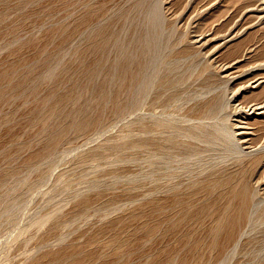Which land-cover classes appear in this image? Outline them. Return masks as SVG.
I'll return each instance as SVG.
<instances>
[{
  "label": "rangeland",
  "instance_id": "1",
  "mask_svg": "<svg viewBox=\"0 0 264 264\" xmlns=\"http://www.w3.org/2000/svg\"><path fill=\"white\" fill-rule=\"evenodd\" d=\"M18 1L22 2L23 0H0V172L2 171L3 173V174L0 173L1 176L0 177V264H37V263L42 264L41 263L42 261L43 264H50L53 263V261H50L52 260V257H50L49 255L46 256L44 255L46 258V259L44 258L45 260L42 259L43 257L42 258L40 257L41 259L39 258L38 262L37 261L34 262V260H33L34 263L31 262L32 259L35 258V254L43 255L44 254L43 252H47V250L54 251L52 250L53 248H55V250L62 248L60 247V245L61 246L64 245L63 247L64 248L66 247L67 249L71 246L75 247L76 249L78 247L79 250L78 249L76 250L74 248V251L79 252L80 247L84 245L83 244V241L85 240L84 236L86 237L88 234L90 236L95 237V239L98 240V242L101 241L100 239H103L104 242L106 237L110 238V236L111 235L114 236L115 233L116 234L118 233L119 235L121 234L124 235L126 234V231L130 229L133 230L135 227L139 225L138 221L140 222V218L137 219V225H136V219H133L135 213H137L136 215L143 214L140 217L146 216L147 213L148 208L146 206L144 207V205H146L145 203L146 195L142 194L144 189L143 187L144 180H146V178H144L145 177V163H143L144 155L139 154L138 156L140 157H138L136 153L134 154L133 147H130L131 144L129 145V143L131 142L130 131L129 129L128 130L126 129V126H123L127 122L130 123V121L134 119L135 114L133 115V113H131L132 115L127 116V118H125V120L123 119L121 122L120 121L114 122L110 118V116L112 117V115L109 113L110 111H107L108 115L106 113L104 114L103 118L99 117V121H102V123L98 121V123L95 125V128H92L94 127L92 126L90 129L89 128L86 129L85 132L84 131L78 132V130L74 129L76 130L77 132L76 133L75 131H73L74 127L73 128L70 127L71 128V129L69 128L70 134H68V131L66 130L67 132L64 134V136L61 137L60 140H58V144L50 143L51 145L53 144L54 148L51 146L52 149L48 148L50 144L47 141V139L50 136V133L48 131L51 130L52 128L54 129L55 124L57 125L59 121H64L63 118L65 119L67 118V120L65 121L69 122L71 120L69 118H73L72 114L75 113V112L73 113L74 110L77 112V110L80 111L81 109V111L83 112L85 111L89 115L95 116L96 113H97L96 115H98L97 112L98 105L96 104H98L99 99H95V98L99 97L98 95L99 91L95 92V89L98 90L97 86L99 83V78L101 77L99 74V66L111 67V69L114 70L115 61L112 60H115L114 57L116 56V54L114 52L115 46L113 45V43H110L107 48V52H106L107 55L105 54L106 56H103L102 52L98 47L99 40L95 34L97 29L100 28L101 24H103L106 27V29H111L113 25L115 27V24H117V22H115L117 21L118 18L117 15L120 13L121 9L125 8V7L121 8L120 4L121 3L127 4V0H24L23 3L21 2L19 3ZM169 1L171 0H168L167 3H169ZM177 1L180 2L178 3ZM190 1L191 0H184V1L176 0V3H174L175 0L174 2L172 0L170 3L174 4L175 6L173 7L172 5H170V3L169 5L171 6V9L176 8L175 10L178 12V14H176L175 10H173L174 12L173 15H179L182 13L183 14L181 19V21L183 20L182 22H184L186 18L187 19L185 20V22L186 21L188 22V19L192 17L193 19L192 18L191 19L193 22L189 23V25L190 24L193 25L195 24L194 22L200 21L202 25L203 24L205 25V27L202 29H204V31L206 30L209 31H207L206 35L204 34L205 42L202 49H199L200 51L201 50L202 51L196 53V51L194 52L191 49L192 51L190 50L191 52L187 53L189 56H186L185 54L186 60L184 59L185 58L184 55H177V58L179 56H180L179 58H181V56L183 57L179 59L178 62H176L177 58L174 57L176 55H173L174 53L171 52H173V49L175 51V49L180 47V45L184 42L181 41L180 42L181 44H179L177 39L178 37H176L175 35L174 36L171 35L174 34V32L172 33L167 29H165L168 31L165 32L166 35L168 34L167 36L163 34L161 35V37H158L159 41L157 42V44L161 43L158 46L160 47V51H162V52L159 51V53H161L160 57H163L162 59H160L159 62L161 64H165L164 58H166L168 53L170 58H168V60L166 58L167 60L166 65H168L166 66V68L168 69L169 67L170 70H172L170 72H173L174 69H178V68H179L178 70H180L181 72L185 71L183 73V76L179 75V74L182 75V73L178 72V70H175L176 72L174 71L175 73L173 72L174 74H172L174 76L178 75L181 82L180 83L178 82L179 80H177L178 78L177 77L175 83H173L172 86L173 88L172 87L171 88L174 89L180 85L179 87H181L184 91H182L181 88L179 87L177 88L180 94H178L176 99L172 102L173 104L171 106H168V109L166 110V115L179 118L183 114V109L180 108V104L184 105V103H186L185 101H188L194 92H195L194 95H196L197 91H200L202 89L205 90L204 88L206 87L207 88L211 87L212 90L211 94H214L215 92L216 93L223 92V90L226 88L225 85L227 82L222 81L224 83L223 85L221 80L226 79L228 77L227 76L228 74L235 75V77L231 79V81L227 86L228 88L227 93L224 91L225 95L226 96L228 95L227 96L228 98L229 96H233L229 100V104H231L230 105L231 109L229 107L228 109L224 110L225 111L224 113H227L228 111L230 118L227 121L228 123H233L232 129L235 131L237 136L239 137L242 136L245 139H250V140L252 139L251 140L252 142L256 141L260 138V135H262V133L264 132V107L257 106L253 110H248L247 108L244 107H242V109H239V106L242 105L246 101V99L249 100L254 96L255 97H258L260 95L261 97L264 96L263 95L264 91L262 90L264 89L263 88L264 65H262L261 67L257 66L260 63L259 61L261 60V58L264 59V45H263L264 38L262 39V36L264 37V31H262L264 29V16H263L264 13L263 11H259V10L247 11L248 14H246V17L244 16L245 18L242 19L243 21L241 20L240 24L237 27H234L231 30H229L230 31L229 32L227 30L228 26L227 24H225V21L228 20L227 18L228 12L229 11L231 12L234 8L238 7V5L241 3L240 0H211V1L208 0L210 3L207 0L205 1L197 0L199 3L196 0H192L191 2ZM184 2H187L188 4L187 3L185 4ZM194 2L196 3V5L193 6V4H195ZM101 4H103L105 7L100 6ZM182 4L187 6L186 9L185 6H183L185 11L181 7ZM201 5L206 6V8L202 7ZM209 5L211 6V8L209 7ZM235 5L237 6L235 7ZM191 6H192V10L195 11L197 10V11L196 12L192 11ZM90 7L94 9H91ZM100 7L102 10L99 9ZM200 7L201 10L198 9ZM218 7L220 8V12H218L219 11ZM229 7L230 10L228 9ZM118 8L120 9L117 10ZM203 8L204 10L206 9L207 10L201 14ZM222 8H224L226 12L229 10L227 12V15L222 14V13L226 14V12L223 11L224 9ZM90 9L93 11H91ZM95 9H99V12H96ZM189 9L191 12L194 13L191 14V12L188 11ZM214 11L218 13L215 14ZM89 13H92L94 15L91 14L90 15L91 18H89L87 22L86 21L84 22L83 20L81 22V19H83L84 14L88 15ZM195 13L196 14L198 13L200 17L198 16V14L196 15ZM208 14L211 15L209 16ZM185 15L186 16L191 15V16L186 17ZM195 15L197 18H194ZM237 15L234 16L235 18H233V20L239 18V16L237 17ZM260 15H262L263 17H261ZM257 17L259 20H257ZM208 18L209 19L212 18L213 20L211 19L209 20ZM214 19L216 22L214 21ZM163 21L165 23V20ZM189 21L191 20L189 19ZM209 21H211L210 26H209L210 24ZM108 23H110L111 26ZM147 23L149 24L148 21ZM192 25H190L191 27L189 26V28L192 29V27L195 26ZM157 26H159V22ZM243 26H245L244 29L242 28ZM223 28H225L226 30ZM236 29H238L239 32ZM261 34L263 35L261 36ZM93 35L95 36L93 37ZM251 36L254 37L252 38ZM208 37L212 39L210 40ZM165 38H169V41H167L168 39L166 40ZM249 40L251 43L248 42ZM164 41L166 42L165 44H167V47H165L166 45H164L163 43ZM172 41L175 43H173ZM176 41L179 46L176 44ZM253 41L255 46L252 44ZM168 42L169 44L170 42L172 44L168 45ZM241 43H243L244 45L243 44L241 45ZM139 44L137 45L140 49ZM235 44H237L238 46ZM172 45L173 46L176 45L177 48L176 46L173 47ZM262 45L263 48L261 47ZM170 46L173 48L171 49ZM143 47L144 50H146L145 47L147 46L143 45ZM168 47L169 49L167 50ZM255 47H257L260 51H258V49ZM164 48L166 50H164ZM207 48H209L208 51L206 50ZM233 49L236 50L235 51L236 53L234 52ZM246 49L249 51H247ZM203 50L205 52L207 51L206 52L207 55ZM230 51L233 52L235 55L232 54ZM248 52L251 53L249 54ZM260 52L262 53L260 54ZM141 53L139 52V55ZM245 53L248 55L245 56ZM239 54L241 55L242 59L240 58ZM160 57L158 56V58H155L156 61L155 59H152V61L154 60L152 64H154L155 62L156 64L159 65L157 59H159ZM172 57H174V59ZM198 57H200V59ZM101 58L103 59L102 60L103 62L105 61V64L101 63ZM197 58L201 62L197 61ZM205 58H207L208 60L212 59L213 61L210 60L211 63L214 62L213 65L210 68L208 67L209 69L207 68L206 70L203 69V64H204L203 60L205 61L207 60ZM182 59H184V61ZM226 59H228V64L230 63V66L224 63ZM230 59H233V62H230L232 61ZM222 60H224L223 61L224 65L222 64ZM257 60H258V64H257ZM170 61L172 62V64L170 63ZM112 62H114V64ZM261 62L264 63L263 60H261ZM177 63H179V67H177ZM190 64H192V67ZM254 64L256 65L254 66ZM215 65L217 66V68L215 67ZM163 66L165 67V65ZM174 66H176V68ZM181 66L183 67L182 68L183 70H181L180 68ZM184 67L185 68L188 67L186 68L188 70L186 71ZM240 69L242 70L243 73L239 71ZM189 70L191 71L192 74L189 72ZM197 70H199V72H197ZM203 70L208 75H210V77H212L211 79L215 80V82L212 81L211 79L206 80V77L208 75L204 73ZM155 71L156 68L152 71L153 72L152 75H154ZM234 71L237 73H235ZM28 72L30 73V75ZM209 72L211 74H209ZM255 72L258 73V76H256L257 74H255ZM25 73H28L27 77ZM88 73H94L92 78L88 79L89 77L87 75ZM115 73L116 70H114L113 74ZM188 74H190L191 76L190 75L188 76ZM221 74L223 77L221 76ZM253 75H255L256 77L254 78ZM24 76L25 78L23 79ZM199 77L201 78V80ZM195 78L196 79L198 78L199 80L198 79L195 80ZM249 79L250 81L248 83ZM193 80L194 82H192ZM218 80L220 84L217 83ZM199 81L201 82V85H199L200 84ZM211 81L214 83H212ZM243 81L246 83H244ZM235 85L236 87H234ZM221 86L223 87V89ZM230 86H232L233 88ZM238 86L241 88H238ZM194 87H196V89ZM231 89L233 92L231 91ZM181 91L186 94L181 93ZM93 92H95V95ZM253 92L255 93L253 94ZM245 93L247 95L243 96V94ZM182 94L185 96H183ZM187 94H189L190 97H188ZM65 95L66 96L68 95L66 100L63 97ZM60 97L64 99H62L61 101ZM68 97H70V99H68ZM74 97L76 100L72 101ZM187 97L188 99H186ZM145 98L146 101L144 102ZM145 98L141 100L142 103L141 110H138L139 112L136 110L138 113L141 112L143 114L145 111L146 112L149 111V109L147 108L144 109V106L147 107L149 102L151 103L152 100H150V98L148 97ZM147 99L149 102L147 101ZM190 100L191 101H189L188 104L194 103L193 98H191ZM57 101L60 104L57 103ZM74 101L75 102L78 101L79 103L78 102L77 103L81 104L80 106L82 107L80 108V106L77 103H74ZM225 103H226L225 101L222 102V107ZM57 104L61 106L59 107V105ZM52 105L54 106L56 105L58 107V110H56L53 113V115L49 117L50 119L48 118L49 119L47 123L48 125H46L45 122H47V120L45 122H42L40 121V119L42 118L41 117L42 115L45 116V113L46 115L51 113L50 111L52 109L51 107ZM88 106H89V110L87 108ZM234 106H236L238 110L231 113ZM74 108H77V110ZM161 108H162L161 106L157 107L158 110H161ZM60 110L62 113H60ZM222 110L223 108L221 109V112H219L222 113L218 115L219 118L222 115L224 117L226 116V114L224 115ZM45 111H49V112H45ZM70 111H72V113H70ZM66 113L68 114V116ZM69 114H71V116ZM77 114L80 115L79 112ZM55 115H57V117L60 118L57 123L55 121H57L58 118ZM39 116L41 117L40 119L37 118ZM54 116L57 119L55 121H54L55 119ZM143 117L146 116L143 115ZM106 118L109 121L106 120ZM219 118L218 120L219 121L221 120L220 122L225 121L224 118L221 119ZM107 121L109 122V124L106 123ZM49 122L52 123L50 124ZM52 124L54 125V127ZM101 124H103L104 126ZM47 126H49L51 129H49V127L47 128ZM42 127L44 129H42ZM47 129L49 130L46 131ZM91 129L92 130L94 129V132H92ZM70 130L73 132H71ZM45 131L49 133V136ZM95 131L96 132L98 131V133H96ZM82 132L86 136L82 134ZM46 134L48 137L46 136ZM77 136L78 138H76ZM126 143L131 149L128 146L127 147L125 146L127 145ZM44 144H46L47 147ZM111 144H113V146ZM121 144L122 145L124 144V146H122ZM114 146L116 147L118 146V148ZM110 147L111 149L113 148L114 151H112L113 149L111 150ZM115 148L119 149V151L118 150L116 151ZM131 150L133 151L132 157L130 156L132 153ZM100 152L103 155L102 157ZM122 154L125 155L123 158H121ZM117 155L121 156V157L119 156L120 159L117 157ZM135 155L137 158H142L141 164L139 161L140 159H136L134 157ZM134 159L137 161H135ZM134 163H136L137 165ZM221 163L223 164L224 162ZM221 163L219 165H222ZM124 166H126V168ZM135 166L137 168L139 166L138 169L136 168L137 171L135 169ZM122 167H124L125 169ZM8 168L9 169L11 168L12 171L14 172L11 173V170H9L8 172ZM112 169H114V172ZM138 171L140 173H137ZM133 172L137 173L136 175H138V177L140 175L139 178L140 180ZM4 174H6L5 177H2L4 176ZM141 174L144 175L143 176L144 180L141 177ZM134 175L135 177H137L136 179H138L139 181L135 179ZM139 183L143 185L141 186ZM133 185H135L138 188L141 187L142 191L141 189H139L140 193L134 195L133 193H136L135 191H138V188H136L135 186L133 187ZM130 187L132 190L130 189ZM128 190L131 193L126 192ZM98 191H101V193ZM87 194L88 195L90 194L92 197L95 194V196L93 198L90 196L89 198ZM96 194L99 195L97 196ZM114 194L116 197L113 196ZM133 196L136 197L133 198ZM137 197L142 199L145 197L144 198L145 200L143 199L144 203L142 202V199L140 200ZM85 198L86 200L85 202H83L84 200L82 199ZM78 201H81L80 203L83 206L79 204ZM139 202L143 203L144 205L143 204L140 205ZM77 204L82 206L83 209L82 207H79V205L77 207ZM139 206L140 209L138 208ZM78 208H80L81 210ZM143 210H146V212ZM132 212L135 213L133 214ZM127 213L128 215H126ZM125 216L126 218H124ZM119 218L121 220H119ZM127 218H131V219L127 220ZM112 222L115 223L112 224L113 226L110 225ZM130 222H133L131 223V226H130ZM124 223L128 224L129 226ZM123 224L126 226H123ZM197 224L200 225V223ZM199 225H196V223H191L190 227L191 229L194 228L192 229V231L193 230L196 231V229L201 228V226L197 228V226ZM100 226L102 227L100 228ZM117 226L121 228H118ZM115 228L118 229L114 230ZM97 229L98 230L100 229L102 231L100 230L98 231ZM161 229L163 230V228ZM95 230H97L99 234L101 233L100 236L98 234H95L97 233V231ZM119 230L120 233L117 232ZM161 232L163 231L160 230L157 236H160ZM165 232H166L165 240L163 241L164 243L162 242V246L164 247L166 246L167 249L170 248L173 249L174 246L176 245L175 243L176 233H173L172 235V233L169 234V232L167 231ZM161 234H164V232ZM168 234L171 236H169ZM103 235L105 236L103 237ZM87 238L88 236L86 237V239ZM169 238L172 239V241H170ZM76 241H80V242H78V244H74L77 243ZM103 242L101 241L100 243H98L101 246L97 247L96 254L97 253L98 254L95 256V258L92 259L95 263L92 260H90L88 264L91 263V261L94 264H105L106 262H108L106 264H113L114 262L116 263L117 260H118L117 264H146L147 261H149L148 260L149 256L150 257L152 256L151 253L155 257L154 254L156 253L157 250L154 249H158L159 247L158 244L161 245V243L157 242L156 245L154 244L155 247L153 246L154 247L153 249V247L151 248L149 246L150 240H145V242L144 240L142 242L131 241L132 244L129 245L130 247L128 246L129 250L128 248H126V250L123 252V254L119 256L120 258L118 257L119 258L118 259L117 257L112 256L111 254L112 251L111 249H109L110 244L105 245V243ZM169 242L170 243L174 242V243L170 244ZM67 244H70L71 246L68 245L69 247H67L66 246ZM79 244L82 245L80 246ZM87 245L85 244L86 247V248L84 247L85 249L83 247L82 248L84 250H87L89 247H91L88 246L87 248ZM96 245L97 244H95V247ZM93 246L94 245H92V249ZM104 246L108 248H105ZM72 247L69 248V250L71 249L70 251L65 249L66 252L67 251L73 252ZM103 247L105 248V250L103 249ZM178 248L179 247H177V249ZM99 251L103 255L100 254ZM104 251H106L107 254L108 253L111 254V255L109 254L108 257L106 256L108 260H105L106 258L104 255L107 254H104L103 253ZM33 253L34 255H32ZM125 253L126 255L128 254L127 255L128 258L125 256ZM162 255L161 257L164 259L165 254L162 253ZM174 255L177 256V252ZM174 255L173 257H175ZM27 256H29V258ZM30 256L31 257L33 256L34 258L30 259ZM109 256H112L111 258L112 259L115 258V260L114 259L110 260L111 258ZM153 256L151 257L150 262L154 263L155 259H153ZM96 257L99 258V260L101 261H103L104 259L105 263H102L101 261L98 262V259ZM45 261L47 262L45 263ZM220 261H222L221 264H225V263L228 264V250L226 252V255L219 258L218 262L216 263L220 264Z\"/></svg>",
  "mask_w": 264,
  "mask_h": 264
},
{
  "label": "bare ground",
  "instance_id": "2",
  "mask_svg": "<svg viewBox=\"0 0 264 264\" xmlns=\"http://www.w3.org/2000/svg\"><path fill=\"white\" fill-rule=\"evenodd\" d=\"M23 1L22 2L18 1V2L23 3ZM167 1L168 0H127V4H125V3L122 4L120 2L121 3L120 7L121 8L125 7V8L121 9L120 13L117 15L118 18L116 17L117 21H115V22H117V24H115V27L113 25V27H114V28L112 27L113 29L112 28L106 29V27L103 24H101L103 26L100 25V28H98L100 30L97 29L96 34H95L99 40L98 47H99L100 51L102 52V55L106 56L107 55L106 52H107V48H108L109 44L113 43V45L115 46L114 52H115L116 56L114 57L115 60H112V61H115V64H114V62H112V63L115 65L114 70H116V73L113 74L114 70L111 69V67H107V66L100 67L99 66V74L101 77L99 78V83L97 86L98 90L95 89V92L99 91V94H98L99 97L95 98V99H99L98 104H96V105H98V107H97L98 110L96 109L98 112V115H96L97 114L96 113L95 116H93V115L87 114L85 111L84 112L81 111V109H80L82 107V106H80L81 104H78L79 103L78 101H76V102L74 101V103L78 102L77 104L80 106L79 109L81 111V114H80V111L77 110L78 107L74 108L77 110V112L73 109L74 110V111L72 110L73 113L75 112L77 114L79 112L80 115L77 114L78 115L77 116L75 113H74L75 115L72 114L73 118H69V119H71L69 122L65 121V120H67V118L65 119L63 117L62 118L65 122L59 121L60 118H58L57 115H55L58 118V120L54 116L55 117L54 121L57 120L55 122L56 123L58 121L59 122L57 125L55 124V127L52 124L54 127V129L52 128L53 130L49 126H47V128L49 127V129L52 130V131L49 129L46 130V131L49 130L48 132L50 133V136H49V133L45 131L49 136L47 141L49 142V144L50 143H53V144L57 143L58 144V140H60V138L63 137L67 131H68V134H70L69 133L70 127H72V128L74 127L73 131H75V132H76V130H78V132L79 131L85 132L86 129H88V128L90 129L92 126H94L92 128H95V125L99 121V117L103 118L104 114H106V113L108 115L107 111H110L109 113L112 115V117L110 116V118L114 122H118V121L121 122L123 119L125 120V118H127V116L132 115L131 113H133V115L135 114L134 119L131 120L130 123L127 122L123 126H126V129L127 130L129 129V131H130L131 142L130 141H128V142H130L129 145L131 144L130 147H133L134 154L136 153L137 156L139 154L144 155V157L143 156L142 157L144 159L143 163H145V177L144 178H146V180H144V178H143L144 175L141 174V177L144 180V186H143L144 189H143V193L142 192L141 193L146 195V198L144 197L146 200L143 198L145 200L146 205L143 204L144 203L143 199L139 198L140 195L137 198H139L140 200L142 199L143 203L139 202L140 205L143 204L144 207L146 206L148 209H147L146 216H143V217H140L143 214L142 215H139V214L136 215L137 213L134 212L135 213L134 214L132 212L134 214L133 219H136V225H137V219L140 218V222L138 221L139 225L137 227H135L133 230L132 229L128 230L127 228L129 225L124 223V224L128 225L126 228L128 231L125 230L126 234L119 235L118 233L117 234L115 233L114 236L111 235L112 237L109 234L110 238L106 237L107 239L105 238L104 242H103V239H100L103 243H105V245L110 244V246L109 245L108 246L110 247L109 249H111V251H112L111 254L113 257L118 258L121 254H123V252L126 250V248H128V250H129V247H130L129 245L132 244L131 241L132 242L133 241L142 242L144 240V242H145V240H150L149 246L151 248L154 246V244L156 245L157 242L161 243V245L158 244V246H159L158 249H154L155 246L153 247L154 250H157L156 253L154 254L155 257L151 253V255L153 256V259H155L154 263L150 262V259L152 256L151 257L149 256V259H148L149 261H147L146 264H218L216 262H218L219 258L226 255L227 250H228V264H264V252H263L264 251V132L262 133V135H260V138L258 137L259 138L258 140L252 142L251 141L252 139L250 140V139H245L242 136L241 137L237 136L235 131L232 129L233 123H228L227 120L230 118V115H229L228 111H227V113H224L225 112L224 110L228 109L229 107L231 109V106H230L231 104H229V100L233 96H229V98H228L227 97L228 95L226 96L225 92L227 93V90H228L227 86H228L229 82L231 81V79H233L235 77V75H231V74L227 75L228 77L226 79H224L225 81L221 80V82L222 81L227 82L225 85L226 88L223 90V92L225 91L224 93L223 92H217V93L215 92L214 94H211V91H212L211 87L204 88V86H205L204 85L203 88L205 90L202 89L200 91H197L196 95H194L195 92L194 93L192 92L194 95V96L191 95V98H193V100H194V103H191L192 105L188 104L189 101H191L190 100L191 98L188 101H185L186 103H184V105H186V106L178 103V104H180V108L183 109L182 116H180L179 118H175L173 116L166 115V110L168 109V106H171L173 104L172 102L176 99L178 94H180V92L177 89L180 85L179 86L177 85L178 86L177 88L172 89L173 83H175L176 78L178 77L177 74H176L177 76H174L172 74H174L176 72L175 70H178L179 68L178 69L172 68L175 71V72L173 71L174 73L170 72L172 70H170L169 67H168V69L166 68V66H168V65H166V62H167L168 58H170L167 52H166L167 56H168V57L166 56L167 60H166V58H164L165 64H161L159 62L160 59H162L163 57H160L161 53H159L160 47L158 45H160L161 43L157 44V42L159 41L158 37H161V35L165 34V32L168 30V31H171L172 33L174 32V34H171V35H173V36L175 35L176 37H178L177 39H178L179 44H181L180 43L181 41L184 42L178 48L176 45H174V46L172 45L173 47L176 46V48H177V49H175V51L173 49V52H171V49L173 47L170 46V48H171L170 52L174 53L173 55H176L174 57L177 58V55H184L185 56V54H186V56H189L187 53L191 52L192 50L194 52L196 51V53L201 52L202 50L200 51L199 49H202L204 42H205L204 37H205L207 31H209V30L204 31V29H202L205 27V25L204 24L202 25L200 23V21L194 22L195 24H193V25H195V26L190 24L193 26L192 27L193 30L191 28H189V26H190L189 23L193 22L192 21L193 18L192 17H191L192 19L189 18L191 21H189V19H188V22L186 21L187 23L185 22V20L187 18L184 20V22H182L183 20L181 21V19H182L183 14L181 12H179L181 14L173 15L174 14L173 10H175L176 8L171 9L170 5H172L173 7L175 5L170 3L172 0L169 1L170 5H169V3H167ZM209 1H211V0H209ZM173 2H174V0H173ZM177 2L179 3L180 1H177ZM208 2H207V4H208ZM240 2L241 3L238 5V7H236L237 5H235L236 8H234L231 12L229 11L230 7L228 8L229 9L228 11L230 13L227 11L228 17L227 16L226 17L228 18V20L225 21V24H227V26H228V28H227L228 31L234 27H237L240 24V21L246 17V14H248L247 11L259 10V11H263V13H264V0H240ZM174 3H176V0ZM184 3L186 4L187 2H184ZM183 4L181 7L183 8V6H185V9H186L187 6L183 5ZM194 5H196V3L193 4V6ZM211 5H214V4H211ZM100 6H104V5L101 4ZM224 6H226V5H224ZM202 7L206 8V6H202ZM209 7L211 8L210 5H209ZM94 8H91V9H94ZM204 8H203V11L201 12V14L207 10V9L204 10ZM99 9L102 10L101 7ZM99 9H95L96 12H99ZM119 9L120 8H118L117 10H119ZM198 9L201 10V7ZM222 9H224V8H222ZM88 10H89V8H88ZM183 10H184V8H183ZM191 10H192V6H191ZM91 11H93V10H91ZM188 11H190V9ZM192 11H195V10H192ZM217 11H218V9H217ZM223 11L226 12L225 9ZM175 12H176V14H178V12L176 10H175ZM212 12H213V10H212ZM218 12H220V8H219ZM218 12L214 11L215 14H217ZM227 12L225 14V13H222V11H221V13L224 15H227ZM193 13L194 12H191V14H193ZM91 14L92 13H89L88 15L84 14V17L82 16L83 19H81V22H82V20L84 22L85 21L87 22L88 19L91 18V16H90ZM237 14H239V15H237ZM92 15H94V14H92ZM196 15L194 18H197ZM235 15H237V17L239 16V18H236L235 20H233V18H235L234 17ZM175 16H177V17H175ZM188 16H186V17H188ZM198 16H199V14H198ZM219 16H218V18H219ZM260 16L263 17L264 15L263 16L260 15ZM258 17H257V20H259ZM205 19H206V17H205ZM208 19H207V21H208ZM210 19L213 20L212 18H210ZM215 19H214V21H215ZM163 20H165V23ZM147 21L149 22V24L147 23ZM158 22H159V26H157ZM209 22H210V24H209V26H210L211 21H209ZM106 23H104V24H106ZM221 23H223V22H221ZM259 23H260V21H259ZM108 24L110 25V23H108ZM147 24L149 27L147 26ZM253 24H251V25H253ZM258 24H257V26H258ZM242 25H243V23H242ZM110 26H109V28H110ZM207 26H206V28H207ZM244 27L245 26H243L242 28L244 29ZM165 29H167V30H165ZM223 29H225V28H223ZM236 30L239 32L238 29H236ZM236 30H235V32H236ZM258 31H259V29H258ZM262 31H264V29ZM178 34H179V36H178ZM95 35H93V37ZM262 35L263 34H261V36ZM200 37H202V38H200ZM251 37L253 38L254 36H251ZM203 38H204V40H203ZM263 38L264 37L262 36V39ZM165 39L166 40L168 39L167 41H169V38H165ZM177 39H175V40H177ZM209 39L211 40L212 38H209ZM208 40H206V41H208ZM246 40H248V39H246ZM139 41H140V44H139ZM248 42H250V40ZM163 43H164V45H166L165 47H167V44H165L166 42L164 41ZM173 43H175V42H173ZM178 43L176 41L177 45H178ZM239 43H240V41H239ZM137 44L140 45V49H139ZM171 44H172L171 42H170V44L168 42V45H171ZM242 44L243 43H241V45ZM252 44L254 45V41ZM143 45L147 46V47H145L146 50H144ZM235 45H237V44H235ZM263 45L261 46L262 48H263ZM246 46H248V45H246ZM162 47H163V45H162ZM255 48H257V47H255ZM168 49H169V47L167 48V50ZM242 49H244V48H242ZM111 50H113V49H111ZM164 50H166V49L164 48ZM206 50L208 51L209 48H207ZM157 51L159 54L157 53ZM235 51L236 50H234V52ZM247 51H249V50H247ZM258 51H260V50L258 49ZM262 51H263V49H262ZM139 52L140 53L142 52V53L139 55ZM160 52H162V51H160ZM231 53L234 54L233 52H231ZM261 53L262 52H260V54ZM227 54H228V52H227ZM253 54H255V53H253ZM164 55H166V54H164ZM198 55H199V53H198ZM206 55H207V53H206ZM246 55H248V54L245 53V56ZM158 56L160 57L159 59H157L159 65L156 64L155 62H154V64H152V62L154 61V60L152 61V59L158 58ZM186 56L184 58L185 60H186ZM174 57H172V58L174 59ZM179 57L177 58V60L175 59L176 62H178L179 59L183 58L182 56H181V58H179ZM192 58H193V55H192ZM198 58L200 59V57H198ZM198 58H197V61H199ZM218 58H220V57H218ZM240 58H241V55H240ZM104 59H105V57H104ZM184 59H182V60L184 61ZM205 59H207V58H205ZM235 59H236V57H235ZM102 60L103 59L101 58V63L105 64L106 59L104 62ZM175 60H172V61H175ZM210 60H212V59H210ZM210 60H208V59L206 61L203 60L204 61L203 62L204 63L203 69L206 70L208 67L210 68L213 65L214 62L211 63ZM230 60H232L230 62H233V59H230ZM258 60H259V58H258ZM258 60H257V64H258ZM261 60L264 61V59H262V58H261ZM261 60L259 61L260 63L257 66L261 67L262 65H264V63H262ZM155 61H156V59H155ZM223 61L224 60H222V64H223ZM176 62H174V63H176ZM186 62H188V61H186ZM199 62H201V61H199ZM101 63H100V65H101ZM170 63L172 64L171 61H170ZM179 63H177V67H179ZM224 63L228 64V59H226V61ZM106 65H107V63H106ZM163 65H165V67ZM182 65H184V64H182ZM190 65L192 67V64H190ZM228 65L230 66V63ZM255 65L256 64H254V66ZM108 66H109V63H108ZM174 67L176 68V66H174ZM215 67L217 68L216 65H215ZM155 68H156V71H155L154 75H152V73H153L152 71ZM180 68H181V70H183L182 66ZM186 68H188V67H186ZM186 68L184 67V69L187 71L188 69H186ZM189 68H190V66H189ZM199 68H201V67H199ZM249 69H250V67H249ZM190 70H189V72L191 73ZM239 71L242 72L241 69ZM178 72L182 73V75L179 74L180 76H183V73L185 71L181 72L180 70H178ZM197 72H199V70H197ZM212 72H214V71H212ZM244 72H245V69H244ZM28 73H25L26 77H27ZM204 73H206V72L204 71ZM235 73H237V72H235ZM209 74H211V73L209 72ZM225 74H227V73H225ZM255 74H257L256 76H258L257 72H255ZM29 75H30V73H29ZM87 75L89 76V77L87 76L89 79V78H92L94 73H88ZM114 75H115V77H114ZM186 75H187V72H186ZM189 75L190 74H188V76ZM229 75H231V76H229ZM201 76H203V75H201ZM221 76H222V74H221ZM253 76H254V78L256 77L255 75H253ZM87 77H85V78H87ZM184 77H185V75H184ZM236 77H238V76H236ZM24 78H25V76L23 77V79ZM211 78L212 77H210V75H208L206 77V80H210ZM112 79H113V82H112ZM197 79L195 78V80H197ZM204 79H205V77H204ZM177 80H179L178 81L179 83L181 82L179 77L177 78ZM200 80H201V78H200ZM212 81L215 82V80H212ZM249 81H250V79L248 80V83H249ZM192 82H194V80ZM214 82H212V83H214ZM111 83H112V85H111ZM217 83L220 84L219 80ZM222 83H221V85H222ZM244 83H246V82H244ZM176 84H177V82H176ZM176 84H175V86H176ZM199 85H201V82ZM223 85H224V83H223ZM243 85H245V84H243ZM232 86H230V87H232ZM234 87H236V85ZM179 88H181V87H179ZM194 88L196 89V87H194ZM238 88H241V87L238 86ZM263 88H264V86H263ZM195 89H194V91H195ZM222 89H223V87H222ZM181 90L184 91L182 88H181ZM236 90H238V89H236ZM262 90L264 91V89H262ZM182 91H181V93L186 94ZM231 91H232V89H231ZM235 91H234V94H235ZM95 92H93L94 95H95ZM254 93L255 92H253V94ZM189 94H190V92H189ZM189 94H187L188 97H190ZM209 94H211V95H209ZM182 95H181V97H182ZM245 95H247V94L246 93L243 94V96H245ZM257 95H258V93H257ZM67 96L66 95L63 96L65 98V100H66ZM183 96H185V95H183ZM70 97H68V99H70ZM145 97L150 98V100H152V102L150 103L147 99L149 104L147 105V107L144 106V109L147 108V109H149V111H147V112L145 111L146 113L144 112L143 114L140 112L141 113L140 114V113H138L139 112L138 110H141V104H142L141 100ZM188 97L186 99H188ZM64 98L60 97L61 101ZM60 99H59V101H60ZM242 99H243V97H242ZM73 100H76L75 97H74V99H72V101ZM177 100H176V102H177ZM91 101H92V99H91ZM145 101H146V98L144 99V102ZM223 101H225L226 103L222 107ZM57 103H59V102L57 101ZM86 103H88V102H86ZM59 104H57V105H59ZM227 105H228V107H227ZM53 106L54 105L51 106L52 107V109L50 111L51 113H49V114L47 113L48 115H46L45 112H49V111H45L44 112L45 116L40 115L42 118L40 116L37 117L39 119L41 118L40 121H42V122H45L47 120V122H45L46 125H48L47 123H48V120L50 119L49 117L52 116L56 110H58V107L56 105L54 107ZM60 106L61 105H59V107ZM159 106L162 107L161 110L157 109V107H159ZM257 106L264 107V96L261 97V95H260L258 97L254 96L249 100L246 99V101L242 105L239 106V109H242V107H244V108H247L248 110H253ZM84 107H86V106H84ZM139 107H140V109H139ZM87 108L89 110V106ZM222 108H223L222 111H223L224 115L226 114V116H225L226 118L223 115L220 116V118L218 116L219 114H222V113H219V112H221ZM237 110H238V108H236V106H234L231 113H233ZM72 111H70V113H72ZM60 113H62L61 110H60ZM69 115L71 116V114H69ZM143 115H145L146 117H143ZM67 116H68V114H67ZM218 118L219 119L224 118L225 121L220 122L221 120L219 121ZM39 119H37V120H39ZM101 120H103V119H101ZM106 120H108V119L106 118ZM108 121L106 122L107 124H109ZM226 121H227V123H226ZM99 122L102 123V121H99ZM49 123L51 124L52 122H49ZM103 124H101V125H103ZM127 127H129V128H127ZM42 129H44V128L42 127ZM74 129H76V130H74ZM73 131H71V132H73ZM92 132H94V129L92 130ZM99 132H100V129H99ZM96 133H98V131ZM47 134H46V136H47ZM82 134H84V133L82 132ZM78 136L76 138H78ZM124 142H125V140H124ZM124 142H121V143H124ZM53 144L52 145L50 144L48 146V148L52 149ZM44 145H46V144H44ZM111 145L113 146V144H111ZM114 145H115V143H114ZM122 146H124V144ZM125 146L127 147L128 144ZM46 147H47V145H46ZM111 147H110V149H111ZM114 147H116V146H114ZM116 148H118V146ZM117 150L119 151V149H116V151ZM112 151H114V149ZM132 154H133V151L130 155L131 157H132ZM102 156L103 155L101 153V157ZM105 156H106V154H105ZM119 156L117 155L118 158H119ZM124 156L125 155L122 154V157L121 156L120 157L123 158ZM134 157L136 159H140L139 160L140 164L142 163L141 162L142 158H137L136 155ZM138 157H140V156H138ZM135 161H137V160H135ZM221 162H224V163L222 164ZM220 163L222 165H219ZM134 164H136V163H134ZM124 167L126 168V166H124ZM124 167H122V168H124ZM136 168L137 167L135 166V169ZM138 168H139V166H138ZM137 169H136V171H137ZM9 170H11V173L14 172V171H12L11 168L10 169L8 168V172H9ZM112 170L114 172V169H112ZM115 171H116V169H115ZM6 172H7V169H6ZM0 173H2V171ZM137 173H140V172L138 171ZM137 173H134V174L136 175ZM6 174H4V176H2V177H5ZM135 175H134V177H135ZM136 176L138 177V175H136ZM137 177H135V179ZM95 178H97V177H95ZM139 178H140V175H139L138 179ZM138 179H136V180H138ZM139 184L141 185V183H139ZM134 186L135 185H133V187ZM136 188H138V187H136ZM130 189H131V187H130ZM139 189H141V187L138 188V191H135L136 193H133V194L134 195L139 194L140 193ZM141 191H142V189H141ZM98 192L101 193V191H98ZM126 192L131 193L129 190ZM87 196H89V198H90L91 195L87 194ZM94 196H95V194H94ZM113 196L116 197L115 194ZM135 197L133 196V198H135ZM139 199H137V200H139ZM82 200H84L83 202H85L86 198L82 199ZM78 202H79V204H81L80 203L81 201H78ZM79 204H77V207ZM83 204H85V203H83ZM82 206L79 205V207H82ZM138 208L140 209V206ZM78 209H80V208H78ZM82 209H83V207H82ZM144 209H146V208H144ZM143 211L146 212V210H143ZM126 215H128V213ZM122 216H121V219H122ZM124 218H126V216ZM121 219L119 218V220H121ZM128 219L130 220L131 218H127V220ZM109 221H111V220H109ZM115 221H117V220H115ZM131 223H133V222H130V226H131ZM191 223H196V225H199L197 223H200V225L197 226V228L200 226H201V228H198L199 230L196 229V231H194V230L192 231V229H194V228L191 229V227H190ZM201 223H203V224H201ZM204 223H206V224H204ZM112 224H115V223L112 222L110 225H112ZM124 224H123V226H126ZM101 227L102 226H100V228ZM118 228H121V227H118ZM129 228H131V227H129ZM161 228H163V230ZM117 229L115 228L114 230H117ZM97 230H95V231H97ZM160 230L163 231L164 234H161V233H163V232H161L160 236H157V234ZM98 231L95 234H98L100 236L101 233L99 234ZM100 231H102V230H100ZM165 231L169 232V234L172 233V235H173V233H176V242H175L176 245L174 246L173 249H171V248L167 249L166 246L165 247L162 246V242L165 240V233H166ZM117 232L120 233V230ZM95 234H94V236H95ZM87 236H88V238L86 239ZM87 236L86 237L84 236L85 240L83 239L84 245L82 247L84 248L85 244L86 245L88 244L87 248H88V246H91V247H89L91 249L88 248L87 250H84L86 247L83 249L82 247H80L82 244H79L80 245L79 246L80 251L76 252V251H74L75 247H72L70 244H67L66 246L67 247L71 246L72 250H73V252H68L71 250V249L69 250V248H71V247H69L67 249L66 247L65 248L63 247L64 245L63 246L60 245V247H62V248H59L56 250H55V248H53L52 250H54V251H48L46 249L47 252H43L44 251L43 250L41 252H43L44 254L43 255H40V254L36 255L35 254V258L33 256L32 257L30 256V259L34 258V259H32L31 263H34L35 261L38 262V259L40 257L41 258L43 257L42 259L45 260L46 259L45 256L49 255L50 257H52V260H50V261H53V263H50V264H88V262L90 260H92L93 258H95V256L98 254V253L96 254L97 247L101 246L100 244H98L101 241L99 240L100 242H98V240H96L95 237L90 236L89 234ZM104 236L105 235H103V237ZM169 236H171V235H169ZM49 237H52V236H49ZM173 239H175V238H173ZM169 240L172 241V239H170V238H169ZM76 242L77 243H74V244H78V242H80V241H76ZM172 243H174V242H172ZM172 243H170V244H172ZM95 244H97L96 247H95ZM92 245H94L93 249H92ZM104 247H103L104 250H105V248H108V247H105V248ZM177 247H179L178 248L179 250L177 249ZM156 248H157V246H156ZM65 249H67L68 251L66 252ZM77 249H78V247H77ZM101 251H103V250H101ZM106 251H104L103 253L107 254ZM176 252H177V256L174 255V254H176ZM36 253H38V252H36ZM99 253L102 254L100 251H99ZM162 253L165 254L164 259L161 257ZM109 254L110 253H108L107 255H104L105 258H106V256L108 257ZM32 255H34V253ZM127 255L125 253V256L128 258ZM173 255L175 257H173ZM112 256H109V257L111 258ZM27 257L29 258V256H27ZM121 258H122V256H121ZM127 258H125V259H127ZM30 259H29V261H30ZM97 259H98V262L101 261V260H99V258H97ZM113 259L115 260V258H113ZM113 259L111 258L110 260H113ZM33 260H34V262H33ZM47 260H48V258H47ZM105 260H108V259L106 258ZM105 260L103 259L104 262L103 261H101V262L105 263ZM92 261H91V263H92ZM46 262L47 261H45V263ZM117 262H118V260H117ZM117 262L116 263L112 262V263L117 264ZM221 262L222 261H220V264H221ZM41 263L43 264V261ZM91 263H89V264H91ZM94 263H92V264H94ZM106 263H108V262H106Z\"/></svg>",
  "mask_w": 264,
  "mask_h": 264
}]
</instances>
